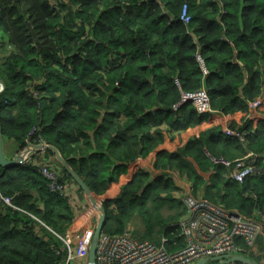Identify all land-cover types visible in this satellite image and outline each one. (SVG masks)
<instances>
[{
	"label": "trees",
	"instance_id": "obj_1",
	"mask_svg": "<svg viewBox=\"0 0 264 264\" xmlns=\"http://www.w3.org/2000/svg\"><path fill=\"white\" fill-rule=\"evenodd\" d=\"M184 6L188 24L180 20ZM2 56L3 146L12 140L20 152L45 142L97 196L166 134L220 118L199 114L184 95L204 89L214 112L239 118L228 126L246 135L245 144L215 126L175 152H159V175L141 169L103 203V233L122 234L139 218L141 239L160 244L165 236L170 251L184 246L176 227L186 209L162 171L176 172L227 210L264 214V174L243 183L229 178L235 160L264 156V104L251 107L264 97V0H0ZM51 165L61 183L83 192L60 162ZM69 196L49 190L37 162L0 166V197L16 208L0 204V264L66 261L55 235L76 221ZM256 241L260 252L264 241ZM242 254L262 264L253 252Z\"/></svg>",
	"mask_w": 264,
	"mask_h": 264
},
{
	"label": "built area",
	"instance_id": "obj_2",
	"mask_svg": "<svg viewBox=\"0 0 264 264\" xmlns=\"http://www.w3.org/2000/svg\"><path fill=\"white\" fill-rule=\"evenodd\" d=\"M180 20L188 24L191 16L184 6ZM6 91V85L0 78V95ZM33 96L38 93L32 90ZM264 98V97H263ZM252 103L251 107L264 104L262 99ZM189 100L199 114L217 113L223 121H233L232 117L222 115L221 112H214L209 103L208 93L203 89L194 94H186L183 101ZM35 131V130H34ZM229 136L239 139L242 144L246 142V135L238 128L224 130ZM49 145L43 141L37 144H29L20 151L15 160L18 164L25 165L37 162L41 175L47 180L48 188L52 193L65 194L70 191V186L61 183L59 173L55 170L46 152ZM261 161L263 166L258 163ZM214 162H219L214 160ZM230 167V162H223ZM229 178L235 182L243 183L250 176L264 174V156L252 152L247 153L243 158L233 162ZM157 171V170H156ZM166 174L172 172L162 171ZM94 196V194H93ZM183 206L186 209L185 215L178 221L177 236L184 240V246L174 251L167 250L168 242L165 236L161 237L160 244L148 240H141L133 235L131 222L126 224L125 231L119 235H100L96 250V264H196L201 260H209L217 256L238 255L248 249L253 250L255 241L259 236H264V214L261 213L260 220L248 218L237 211L225 209L219 203H212L193 194L192 188L188 189L182 198ZM0 204L12 207V199L0 197ZM98 224V223H97ZM97 225L85 230L81 234L76 233L73 237L60 236L61 241L67 249V261H88V252L94 237ZM245 242V251L238 244V240ZM74 245L76 250L73 253ZM76 258V259H74Z\"/></svg>",
	"mask_w": 264,
	"mask_h": 264
},
{
	"label": "crops",
	"instance_id": "obj_3",
	"mask_svg": "<svg viewBox=\"0 0 264 264\" xmlns=\"http://www.w3.org/2000/svg\"><path fill=\"white\" fill-rule=\"evenodd\" d=\"M3 58H4L3 56L0 57V64L3 62ZM260 99L261 97L256 102L258 103ZM262 102H263V99H262ZM256 107L258 106H255V108ZM232 119L235 121L239 120L237 116L235 118L232 117ZM228 125H229V122L221 120V117H220L218 118V120L211 121L209 123H203L202 125H199L196 127L188 128L187 130L182 131L177 134H171V135L166 134L164 138V142L158 147H156L153 151H151L148 157H146L145 159H139L135 163L130 164L127 173L122 175L119 178L118 183L111 185L104 194L99 195V196L94 195L95 203H92L89 197L85 195L84 192H81L80 190H78V188L73 186V184H71L70 182L69 199L73 206L74 216L76 218V221L73 223V226L70 227L69 230H67L66 236L73 237L76 233L81 234L85 230L95 227L99 221L98 211H97L98 208L102 207L104 202L113 200L116 197V195L119 193L121 186L129 184L132 181L134 174L137 171L142 169V170H147L148 172L152 173L153 176L159 175L160 172L156 171L153 168V163L159 152H162V151L169 152V153L175 152L176 150L183 148L186 145V143L189 142L190 140L198 138L200 134L205 132L206 130L212 129L215 126H220L221 130L224 131L225 127H227ZM3 150H4L5 157L11 160L15 158V156L19 153V145L16 144V142H13L12 140L8 139L3 146ZM50 162L56 166H58L57 163H59L55 155L52 157ZM60 167L61 168L59 167L57 168H59V170L62 172L63 167L61 166V164H60ZM166 172H169V173L172 172V175L171 174H167V175H169L173 179L175 185L179 188L175 196L179 198L182 202V198L185 192L189 188L190 189L192 188L191 184L188 182L187 179L178 175L176 172H173V171H166ZM192 192L195 196L205 199L201 192H197L195 194V191L193 190V188H192ZM75 250H76V245H74L73 253L75 252ZM261 252H258V254H256L255 257L259 258L262 264H264V253L260 255ZM62 264H87V262L84 259H80L79 261H75V260L67 261L66 260Z\"/></svg>",
	"mask_w": 264,
	"mask_h": 264
},
{
	"label": "water",
	"instance_id": "obj_4",
	"mask_svg": "<svg viewBox=\"0 0 264 264\" xmlns=\"http://www.w3.org/2000/svg\"><path fill=\"white\" fill-rule=\"evenodd\" d=\"M49 150L53 152L55 155L56 159L62 167L64 168L65 171H67L73 180L78 184V186L83 190L85 195L89 197L92 203H95V198L93 194L90 192V190L83 184V182L79 179V177L76 176V174L67 166L66 162L64 159L59 155L58 151L54 147H49ZM18 162L15 160V158L9 160L5 157L4 151H3V142H2V131H1V119H0V166L1 167H9L13 165H17ZM98 217L99 221L97 224V227L94 232V237L92 239L89 252H88V261L87 264H96V250H97V245L99 242L100 235L103 232L104 225H105V215L103 208L100 207L98 208ZM215 261H220V264H233L240 262L242 264H257L253 262L250 258L245 257L243 255H223V256H217L214 257L210 260H201L198 261L196 264H208L209 262H215Z\"/></svg>",
	"mask_w": 264,
	"mask_h": 264
},
{
	"label": "rangeland",
	"instance_id": "obj_5",
	"mask_svg": "<svg viewBox=\"0 0 264 264\" xmlns=\"http://www.w3.org/2000/svg\"><path fill=\"white\" fill-rule=\"evenodd\" d=\"M1 40H3L2 38H1ZM10 45L7 43V42H4L3 43V49L4 50H6V51H8L9 49H10ZM263 102H264V98H263ZM238 120L236 121V123L238 124ZM12 208H14V209H16L15 208V206L13 205V203H12ZM182 211H183V208H182ZM230 211H233V210H230ZM164 214L166 215H168V214H170V211H169V209L166 207L165 208V211H164ZM184 214V213H183ZM35 219V218H34ZM257 220H260V219H257ZM131 224H132V228H133V235H135L137 238H139V239H141L140 238V235L142 234V231H143V229H142V225H141V222H140V219L139 218H134L132 221H131ZM51 230V229H50ZM58 239H60L61 237H60V234H58V235H55ZM263 241H264V236H259ZM141 240H143V239H141ZM60 241H61V239H60ZM257 242V241H256ZM262 246H264V245H262ZM262 246H258V247H262ZM241 248H242V250L243 251H245L247 248L245 247V246H241ZM248 252H253V255L255 256L256 254H258V250L254 247L253 248V250H250V249H248ZM261 252V251H260ZM261 253H264V249H263V251L261 252ZM238 255H241V254H238ZM243 255V254H242ZM245 255V254H244ZM243 255V256H244ZM66 260H67V258H66ZM210 260V259H209ZM208 264H220V261H215V262H209ZM233 264H235V263H233Z\"/></svg>",
	"mask_w": 264,
	"mask_h": 264
}]
</instances>
